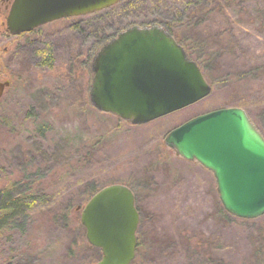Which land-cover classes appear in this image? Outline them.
Masks as SVG:
<instances>
[{"label": "rangeland", "instance_id": "374dc122", "mask_svg": "<svg viewBox=\"0 0 264 264\" xmlns=\"http://www.w3.org/2000/svg\"><path fill=\"white\" fill-rule=\"evenodd\" d=\"M168 1L145 0L155 8L137 17L149 26L159 24L151 14L157 10L165 9L162 19L180 16L171 8L180 1ZM219 7L203 6L185 31L194 56L207 62L210 94L140 125L98 111L88 91L97 49L141 23L95 12L16 39L0 33V80L11 82L0 99V188L34 179L31 192L50 198L0 239V264H95L80 210L67 205L85 199L90 184L112 183L134 190L138 248L131 264H264V215L228 216L212 172L164 141L185 120L223 107L242 108L264 138V0ZM49 53L52 65L41 64Z\"/></svg>", "mask_w": 264, "mask_h": 264}, {"label": "water", "instance_id": "95a60500", "mask_svg": "<svg viewBox=\"0 0 264 264\" xmlns=\"http://www.w3.org/2000/svg\"><path fill=\"white\" fill-rule=\"evenodd\" d=\"M120 0H13L6 17L19 33L59 18L85 15ZM88 95L98 111L145 124L205 98L211 85L198 64L162 26L132 25L93 55ZM10 80H0V99ZM175 153L212 172L223 209L241 219L264 215V138L240 107L198 114L164 138ZM80 210L95 264H130L136 255L139 214L132 190L120 183L93 193Z\"/></svg>", "mask_w": 264, "mask_h": 264}, {"label": "trees", "instance_id": "16d2710c", "mask_svg": "<svg viewBox=\"0 0 264 264\" xmlns=\"http://www.w3.org/2000/svg\"><path fill=\"white\" fill-rule=\"evenodd\" d=\"M146 1L148 2V0ZM177 1H180L182 6L171 7V8L179 10L182 16L175 14L172 17L162 19L159 13H161L162 11L164 13L165 9L157 10L158 12H152L151 14L153 16L157 14V16L159 17L157 21L159 23L158 25L162 26L166 31H168L175 38V40L180 45L183 46L188 57L198 64L204 78L209 83L211 79H210V73L208 70L209 68L207 62L204 60L202 55L194 56L193 49L190 47L191 46L190 41L187 38V35H185V31L187 30V27L189 25L193 24L192 20L196 18V16H198L199 12L203 11V6L208 5L210 6V8L213 9V8H217L218 5H220V7L222 8L226 6L229 3V1L232 0H223L222 3H220L221 0H170L168 2L170 5L172 4L175 5ZM162 2H163L162 3L163 6H165V0H162ZM145 3H146L145 0H121L110 7L95 12H99V13L110 12L114 15L113 17H125L128 24H135L134 22H136V23H141V25L138 26H145L144 24H146L147 21H150V19H144L143 16L137 17V15H142V12L144 11V10L140 11V9L155 8V7H151V5L150 7H147L148 5L145 6L146 5ZM199 8L201 10H199ZM151 14L150 13L147 14V17H150ZM139 18L140 20L139 22H137V19ZM51 59L52 56L49 53L46 59H41L43 60L41 64H44L46 66H51L52 65ZM33 182L34 179L13 180L10 183L4 185L2 188H0V239L5 235V233L10 231H15L16 228L21 227L23 225L22 223L24 222V219H26L30 214V212L34 211L38 206H42L43 204L50 202L49 197H46L43 194H38L37 193L38 191L31 192V186ZM126 186H128L132 190L131 186H129L128 184H126ZM97 190L98 189H94L93 187H91L90 184L89 187H86L87 197L85 199L83 198L76 204H72V205L68 204L67 207L69 208V206L71 207L73 206V208H76L79 204L82 205ZM132 192L134 193V190H132ZM66 214L67 213H63V214L60 213V215L58 216L64 218ZM229 215L230 214H228V216ZM85 245L86 244L84 243V246ZM137 248H138V236H137ZM137 248H136V253H137ZM92 249L93 250L91 253V258L93 259L100 258L99 249L95 247H92ZM262 255H263L262 249L256 251L257 257L260 256L263 257Z\"/></svg>", "mask_w": 264, "mask_h": 264}, {"label": "flooded vegetation", "instance_id": "af4514ba", "mask_svg": "<svg viewBox=\"0 0 264 264\" xmlns=\"http://www.w3.org/2000/svg\"><path fill=\"white\" fill-rule=\"evenodd\" d=\"M12 2H13V0H0V33L1 34H6L8 37H10L12 39L19 38L20 36L32 35L37 30L39 31V29L42 26H44V25L46 26L47 24H51L52 22L67 18V17H63V18H59V19H56V20H53V21H50V22H46L44 24H40V25H38L36 27H33L30 30L25 31V32L13 33V32H10L7 29V26H6V17L8 15V13H9V10H10V7L12 5ZM77 16H79V15H76V17ZM69 17H72V16H69ZM1 28L3 29L2 32H1ZM57 33L60 34V31H56V34ZM45 37H47V34L44 32V33L37 34L36 37L33 40H34L35 43H40L41 40H43V38H45Z\"/></svg>", "mask_w": 264, "mask_h": 264}]
</instances>
